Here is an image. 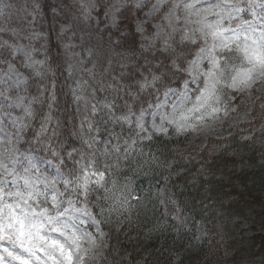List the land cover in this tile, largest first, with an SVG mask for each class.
<instances>
[{"label": "trees", "instance_id": "1", "mask_svg": "<svg viewBox=\"0 0 264 264\" xmlns=\"http://www.w3.org/2000/svg\"><path fill=\"white\" fill-rule=\"evenodd\" d=\"M1 8L0 70L15 61L26 70V91L33 97L21 148L40 146L69 176L97 174L79 197L98 219L103 211L111 222L109 246L119 253V264H171L174 252L180 264H196L213 237L221 264H264V141L235 135L188 157L178 149L188 136L172 128L167 135L140 136L121 116L154 99L152 89L140 90L139 80L149 68L159 71L153 62L163 53L141 54L132 24L125 33L85 25L71 0H3ZM27 34L43 57L38 71L14 56L11 43ZM125 135L129 149L117 151L119 144L125 148ZM113 182L117 195L129 185L133 190L135 206L127 212L117 210L106 191ZM162 185L183 221L165 217ZM201 224L205 235L198 232Z\"/></svg>", "mask_w": 264, "mask_h": 264}, {"label": "clouds", "instance_id": "2", "mask_svg": "<svg viewBox=\"0 0 264 264\" xmlns=\"http://www.w3.org/2000/svg\"><path fill=\"white\" fill-rule=\"evenodd\" d=\"M71 2L79 12L78 19L82 18L83 24L93 23L118 29L123 27L125 31L132 24L135 31L139 32L141 54L150 50L153 56L157 52L163 53L153 62L159 71L149 68L143 81L139 82V88L143 92L152 89L153 95H167L173 91L172 86L176 81H179L180 97H183L181 106L190 112H198L207 103V99H204L205 89L216 93L214 99L228 95L230 90L248 95L250 89L241 86V74L252 69L249 81L259 94L255 98L264 96V67L252 58V53H264V12L253 11V19H244L240 13L250 7L248 0H219L207 6H200L203 0H135L138 9L147 3V11L144 8L143 15L135 14L133 17L120 15L125 0ZM148 24L152 25L154 31L149 30ZM158 40L161 41L159 48ZM25 47L20 45L21 49ZM16 76L15 83L27 82L28 78L23 74L17 73ZM24 101V96L18 97V103L23 104ZM148 107L151 108L152 105L148 104ZM212 110H216L214 106ZM146 111L147 109L142 108L138 117L142 131H147L143 127ZM165 124L166 118L160 123L153 120L150 127L155 133L167 135ZM88 126L91 127V123ZM168 127L174 133L180 131L174 127V122L168 123ZM0 169L10 172L4 159H0ZM47 187L52 190L50 197L41 191L29 196L28 193L32 191L29 187L25 192H9L13 193L12 204L16 212L26 215L28 230L21 237L16 231L19 227L17 224L14 228L7 229V234L0 233V264H66L60 245H63L64 252H71L72 264H119V253L109 246L114 235L111 222L105 218L103 211L98 214L100 219L95 220L94 225L78 220L69 213L68 208L63 212L59 211L64 192L58 187L57 179L47 178ZM116 189L113 182L112 189L106 191L112 192L117 210L127 212L134 198L133 190L129 185L126 192L117 195L114 191ZM37 197L43 199L38 201ZM69 207L74 212L84 210L74 207L71 200ZM44 209L47 210L46 213L42 211ZM4 211L7 223L11 218L7 217V209ZM122 223L120 221L116 224L117 231ZM106 224L109 225L107 229ZM213 239L214 237L208 241L205 258L197 260L196 264H221L218 259L219 249ZM53 241L57 243L53 244ZM172 254L176 258L171 264H180V254ZM52 255L57 258L55 261L50 258ZM137 264H144V261L138 260Z\"/></svg>", "mask_w": 264, "mask_h": 264}, {"label": "rangeland", "instance_id": "3", "mask_svg": "<svg viewBox=\"0 0 264 264\" xmlns=\"http://www.w3.org/2000/svg\"><path fill=\"white\" fill-rule=\"evenodd\" d=\"M217 2L219 0H203L200 6H207ZM2 3L3 0H0V9H2ZM248 3L250 7L245 8L240 13L244 19H253V11L256 13L264 12V0H248ZM145 7H147V3L138 9L135 0H125L120 15L128 17H133L135 14L143 15L142 11ZM144 11H147V9L145 8ZM109 27L110 29L116 28ZM147 27L149 30L154 31L151 24H148ZM120 28L123 30L121 33L126 32L123 27ZM136 33L139 36V32ZM28 35H20L16 40H13V43H11L12 49L14 56H19L18 61L24 67L38 71L37 66L40 65L43 57L39 53V47L31 43ZM30 35L33 36L32 33ZM145 43L147 42L145 41ZM21 44L26 47L21 49ZM160 44L161 41L158 40L157 48H159ZM4 65V68L1 66L2 69L0 70V159L5 160L10 172L0 169V187L5 190L4 194L0 196V207L14 202L13 197L8 196L6 193L17 190L26 191V179L35 186L37 191L44 192L50 197L52 190L47 187V178H55L57 179L58 187L64 192L63 202L59 211L63 212L65 208H68L69 213L78 220H85L88 224L94 225L95 220H98V218L79 196L82 197L88 193L87 189L97 174L92 176H84L85 174L74 177L69 176L60 162L44 154L39 148V150L37 149L40 146H29L27 149L21 148L24 140V128L27 125L28 116L31 115L33 110V97L26 91L28 79L24 84L15 83L17 73L23 74L28 78L26 70L22 69L15 61H8ZM139 81H143V78ZM241 86L250 89L248 95L238 94L236 90H230L228 95L214 99L216 93L212 91L204 108L199 109L198 112H190L181 106L183 97H180L181 86L178 81L172 86L173 91L168 92L167 95H155L152 101L142 107L147 109L143 122V127L147 131L141 130L138 119L142 108L138 112L128 108L121 117H127V119L123 120L129 125H135L140 136H149L155 133L150 127L153 120L156 123H160L162 119L166 118L165 126L167 131L171 129V127H168V123L174 122V127L180 129L179 133L188 136L185 143L178 147L179 152L188 157H195L205 149L211 151L218 147L219 144L226 143L235 135L244 138L255 136L257 141H264V108H262L264 96L259 99L255 98L259 94L249 79L241 78ZM20 96L25 97L23 104L18 103V97ZM105 100H102L104 104L106 103ZM148 104H151L152 107L149 108ZM173 105H175V110H173ZM213 106L216 109L215 111L212 110ZM108 110L109 108L106 107V111ZM194 116L196 117L195 119ZM112 134L113 132L111 131L106 136L105 144L111 143ZM129 135H125L124 149H122L120 144L118 145L120 151L125 152L129 149L128 145L131 142ZM44 152L48 153V150ZM3 154H6V156ZM98 175V180H102V175ZM85 177H87L86 189ZM65 181L68 183H65ZM159 194L165 217L174 216L176 221H183L176 210H173L174 200L166 186L162 185L160 187ZM42 199L43 197H37L38 201ZM69 200H71L74 207L83 208L84 210L74 212V209L69 207ZM29 203H32V201H29ZM45 206L48 205L45 204ZM37 210L39 211V208ZM204 227L201 224L198 232L205 235Z\"/></svg>", "mask_w": 264, "mask_h": 264}, {"label": "snow or ice", "instance_id": "4", "mask_svg": "<svg viewBox=\"0 0 264 264\" xmlns=\"http://www.w3.org/2000/svg\"><path fill=\"white\" fill-rule=\"evenodd\" d=\"M247 51V50H245ZM252 58H254L256 61L259 62V64L264 67V53H252ZM252 69H248L246 71H244L241 74V78L242 79H250L251 78V74H252ZM211 94L210 89H205V97L204 99H207V97ZM123 119H127V117H123ZM102 177V176H101ZM99 182V181H97ZM67 183V181H66ZM25 184L27 185V187H29L30 189H32V191H30L28 193L29 196H33L37 190L35 189V186L33 184H31L27 179L25 180ZM87 188V177H85V189ZM4 189L3 187H0V196H2L4 194ZM8 196L13 195V193H6ZM19 195V194H17ZM53 199H55V197L53 196ZM5 209H7V217H10V221L9 222H5ZM43 212H47L46 209L42 210ZM28 223L27 221V217L26 215L20 214L16 212V208L15 206L11 203V204H5L3 205V207H0V233H4L7 234L6 230L10 229V228H14L17 224L19 225V227L16 229V231L19 233V235L21 237H23L25 235V232L28 230L26 228V224ZM35 226V225H33ZM57 242L53 241V244H56ZM43 251V249H41ZM60 250L62 255L64 256V260L66 262V264H72V254L70 251L68 252H64L63 249V245H60ZM51 259H53L54 261L57 259L54 255L50 256Z\"/></svg>", "mask_w": 264, "mask_h": 264}]
</instances>
